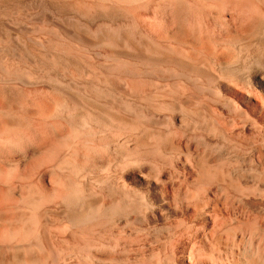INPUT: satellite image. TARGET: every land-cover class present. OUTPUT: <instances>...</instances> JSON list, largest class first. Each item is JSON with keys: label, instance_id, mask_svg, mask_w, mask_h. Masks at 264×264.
<instances>
[{"label": "bare ground", "instance_id": "1", "mask_svg": "<svg viewBox=\"0 0 264 264\" xmlns=\"http://www.w3.org/2000/svg\"><path fill=\"white\" fill-rule=\"evenodd\" d=\"M0 264H264V0H0Z\"/></svg>", "mask_w": 264, "mask_h": 264}]
</instances>
